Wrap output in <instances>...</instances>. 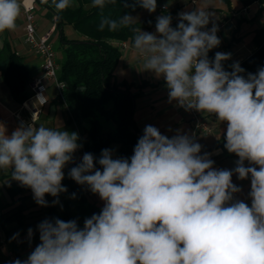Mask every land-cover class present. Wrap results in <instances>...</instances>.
I'll use <instances>...</instances> for the list:
<instances>
[{
	"label": "clouds",
	"instance_id": "1",
	"mask_svg": "<svg viewBox=\"0 0 264 264\" xmlns=\"http://www.w3.org/2000/svg\"><path fill=\"white\" fill-rule=\"evenodd\" d=\"M107 2L115 0H92L91 7L103 9ZM70 3L53 0L60 11ZM139 3L150 13L157 7V0ZM20 11L19 0H0V33L15 29ZM178 16L175 28L171 16L158 17L155 34L132 28L133 48L143 57V70L163 76L170 101L226 122L225 148L239 157L236 167L216 170L189 136L169 139L146 126L130 160L113 159L104 149L98 161L85 153L70 170L73 180L105 202L100 214L87 218L82 229L75 220H44L40 244L14 264H264V68L247 78L239 75L244 69L238 63L225 71L222 62L230 53L208 58L220 44L215 24L204 30L211 14L197 8ZM135 22L131 15L103 18L99 28L116 31ZM77 139L44 125L21 124L10 136L0 127V170L13 169L12 179L48 206L46 194L67 191L62 169L80 147ZM233 173L250 177L251 206L233 200L241 191ZM32 234L29 228V239Z\"/></svg>",
	"mask_w": 264,
	"mask_h": 264
},
{
	"label": "trees",
	"instance_id": "2",
	"mask_svg": "<svg viewBox=\"0 0 264 264\" xmlns=\"http://www.w3.org/2000/svg\"><path fill=\"white\" fill-rule=\"evenodd\" d=\"M170 1L172 0H157V7L167 5L166 3ZM223 1L230 4V0ZM238 1L245 8L254 4L264 6V0ZM36 2L55 16L56 32L60 35V43L64 51V60L60 64L58 77L66 84V90L64 98L57 97L56 101L66 113L67 127L78 135V145L81 141L84 142V154H92L96 161L100 158L102 150L109 149L113 145H118L120 158L130 160L144 132L134 119L138 95L135 90L142 91L145 85L137 86L128 81H117L116 70L123 56V50L118 44L125 42L133 45L135 33L132 28H140L141 31L152 29L156 26L157 18L149 17L134 23L130 28L121 27L116 31H110L107 26L100 30L99 25L103 18L118 21L124 15L145 9L140 6L139 0H115V3L107 2L103 9L91 7L92 0H71L70 6L63 11L56 9L53 0H36ZM66 26H72L80 37L67 38L64 34ZM253 42L256 46L255 50L238 63L244 69L239 75L245 78L249 73L256 74L259 69L264 68V24L254 31ZM227 47L229 48V45ZM4 53L6 61L3 81L12 97L18 103H24L32 95L30 90L32 74L23 57L14 51L11 45H6ZM232 65L227 63L223 68L231 72ZM202 113L207 118L215 115ZM225 144L226 133L221 136L215 148L221 149L224 157L228 159H239L235 153L228 152ZM79 163L71 164L67 168L61 182L67 189L62 193L77 201L79 215L73 216L71 211H62L59 206L52 205L49 202L50 195L46 194L48 206L44 220L60 219L65 222L75 220L81 228L83 222L96 213L97 209L88 204V198L82 190L84 185L78 184L69 176L70 170ZM95 167L102 171L98 162L95 163ZM8 193L12 202L8 206L9 210L0 215V232L5 234L6 242L12 244V253L9 254L18 259L20 252L17 241L26 234L25 224L31 220L28 216L30 209L28 201L31 195L29 187L22 185L9 188ZM13 224L16 227L9 229ZM0 264H2L1 260Z\"/></svg>",
	"mask_w": 264,
	"mask_h": 264
},
{
	"label": "crops",
	"instance_id": "3",
	"mask_svg": "<svg viewBox=\"0 0 264 264\" xmlns=\"http://www.w3.org/2000/svg\"><path fill=\"white\" fill-rule=\"evenodd\" d=\"M33 8L34 13L36 11V5L38 4L36 0H28ZM196 6H193L189 3V0H172L167 4V6L171 10H177L179 12H191L195 11L197 8L202 10H207L211 14L210 23L207 26H211L216 23H220L222 21H226L225 28L223 32L217 37L220 40V44L229 45V50L231 51L232 61L230 64L240 63L243 59L248 57L256 48L255 43H252L250 48H245L243 45L245 41L244 38V30L245 25H248L253 29V27H257L258 18L260 17V13L264 11V6L260 4V7L251 12L250 7L249 11L245 15H241L240 18H233V13H240L245 8L238 0H230V4H227L223 0H221L216 5H199L200 0H196ZM40 5V4H39ZM42 8V14L36 15L38 21V33L44 34L47 30H49L52 25L55 24V16L53 13L47 8L40 5ZM161 6L156 7L155 12H149L148 10H142L147 12L146 18H158L159 16V8ZM260 14V15H259ZM132 16V14H131ZM144 18V19H146ZM142 19V20H144ZM140 20V21H142ZM136 22H139L136 20ZM135 22V23H136ZM264 24V20L258 22L257 28L252 30L253 37L254 31L260 28ZM143 32L148 33H156V26L152 29H144ZM245 31L249 32V29H245ZM25 36V21L22 16V10L20 11V15L16 20V27L14 30H5L0 33V53L1 54V63H0V127L6 129V135H11L17 128L21 126V124L33 125L34 127H39L40 125H44L46 127L53 128L55 130L67 131L70 134L75 133L73 130L67 127L66 125V113L64 109L57 103V91L55 85L49 82H46L47 91L44 94L47 104L42 108L41 114L36 117L34 115V110L39 108L38 101L34 97L32 93L31 97L24 103H18L11 95L8 87L3 81V70L4 64L6 61V56H4V49L7 44L11 45L12 49L16 51L20 56L23 57L25 64L32 74V80L35 77H39L42 75V61L41 59L33 53L30 48L24 42ZM60 39V35L58 32H55L52 38V42L55 38ZM211 49L208 52V56L216 51L218 48L222 47L221 45ZM129 49L127 50V56L123 59L121 58L119 66L116 70V79L117 81H128L130 83H134L137 86L144 84L145 87L142 91L135 90L137 93L134 119L137 125L144 131L146 126L156 127L160 133L169 139L176 135H187L191 137L192 128L186 114V110L184 107H181L176 100H169V89L167 87L166 81L163 76L157 78L156 75L152 71L143 70V57L140 56L136 50L133 48V45L129 44ZM3 51V52H2ZM6 55V54H5ZM234 57H237L235 60ZM237 61V62H236ZM123 62V63H122ZM120 64L123 65L124 72L131 73L130 78H125L123 80H119L117 77V71L120 67ZM111 125V124H110ZM109 125V126H110ZM108 126V128H109ZM221 134L217 136L218 140L221 138ZM111 147L109 148V150ZM113 159L120 158L119 156V147L116 149H112ZM207 154L208 158L212 160L213 168L216 170H228L227 168L223 169L224 163L226 161V157H224L221 149L212 148L207 149L206 147L200 152V155L203 156ZM82 155L78 153V149L73 153V160L65 165L62 169L64 175L66 173L67 168L74 163L81 162ZM236 162L238 159H235ZM11 169V168H10ZM7 169V170H10ZM3 171V170H0ZM5 171V170H4ZM249 183L244 185L245 195L241 198L238 197V193L234 194L233 200H240L247 203L251 206V199L249 197V192L251 190V182L250 178H247ZM239 181V180H238ZM236 179V174L232 175V183L234 185L239 184ZM20 186V185H19ZM18 186H8L9 188H14ZM83 192L86 194L90 206H94L97 209L95 214H100V202L98 200V195L94 194L87 185L82 187ZM30 193V188H29ZM31 195V194H30ZM10 196V195H9ZM54 200H58L59 203L53 204ZM50 203L52 205H57L61 208L62 211L68 210L71 211L73 216L79 215V205L77 201L74 199H70L68 196L60 193L58 197H53L50 195ZM8 203L7 205H9ZM32 205V204H31ZM31 226L29 228L32 229L33 234L31 239L28 236V229L26 230V234L22 236L18 241L17 245L19 246L20 256L19 260L25 261L28 256L34 251L35 247L40 244V233L35 230V227L38 224L37 217L30 216ZM34 218V219H33ZM45 217L41 218L43 222ZM39 225V224H38ZM16 227L15 224L11 225L9 229H14ZM39 231V229H38ZM5 234L0 232V243H2V248L5 249V259L6 255L11 252L12 244L6 242Z\"/></svg>",
	"mask_w": 264,
	"mask_h": 264
},
{
	"label": "built area",
	"instance_id": "4",
	"mask_svg": "<svg viewBox=\"0 0 264 264\" xmlns=\"http://www.w3.org/2000/svg\"><path fill=\"white\" fill-rule=\"evenodd\" d=\"M21 4L22 16L25 21V36L24 42L30 48V50L35 53L42 61L41 69L42 75L39 77H35L30 83V90L34 94V97L38 101L39 108L34 110V115L38 117L42 108L47 104V100L44 94L47 91L46 82L52 83L56 87L57 97L64 98V92L66 90V84L59 80L58 74L60 70V63L57 62V53L54 48L52 38L56 32V25H52V27L47 30L44 34L38 33V21L34 13V8L32 4L28 0H19ZM189 3L193 6H196V0H189ZM249 11L248 8H244L240 13H233V18H240L241 15L247 14ZM160 12L165 15L171 16V26L177 27L179 23L178 14L181 13L179 11L171 10L167 5H163L160 8ZM218 27V31L216 35H220L226 25V21H222L220 23L215 24ZM213 25L206 26L204 30L211 29ZM122 50H128L130 47L128 43L122 42L118 44ZM217 52L220 53H230L231 51L227 46H222L218 48L216 51L211 53L208 58L209 60H214L215 54ZM232 61V55L230 59L223 61L222 66L224 64L230 63ZM186 110V109H185ZM186 114L188 116L191 128H192V141L194 143H199L198 138L199 135H211L213 132V128L209 125L207 117L201 111H197L196 109L186 110ZM200 144V143H199ZM81 155H84V142L80 143ZM203 147L201 146V152L203 151ZM96 168V167H95ZM15 257L12 254H8L6 261L8 264H14Z\"/></svg>",
	"mask_w": 264,
	"mask_h": 264
},
{
	"label": "rangeland",
	"instance_id": "5",
	"mask_svg": "<svg viewBox=\"0 0 264 264\" xmlns=\"http://www.w3.org/2000/svg\"><path fill=\"white\" fill-rule=\"evenodd\" d=\"M220 1L221 0H200L199 5H203L206 7L207 4L208 5H214V4L216 5ZM259 7H260V4H254L250 7V10H251V12H254ZM42 12L43 11H42L41 6L39 4H37L35 14L41 15ZM158 14H159L158 15L159 17L165 15L164 13H161V12H159ZM260 14H259L260 17L258 18L257 22H255V24H257V27H259L258 22L261 20H264V11ZM132 16L135 17L137 21H140V20L146 18L147 12L146 11H139V12L132 14ZM257 27H253V29H251V30H250V28H252V27H250L248 25H245L243 27L245 29H249V32L245 31V29H243L244 34L246 33L244 35V38H243V41H245L243 43V45L246 46L245 48H250L251 43H252V38H253L252 30H254ZM64 34L69 39H75V38L80 37L79 34L74 30V28L72 26H66L64 28ZM53 45H54V48H55L56 53H57V62L61 64L62 61L64 60V51H63V47L60 43V39L58 37L53 40ZM220 45L222 46V43ZM223 46H226V45H223ZM127 53H128L127 50H123L122 59L127 56ZM4 56H6V55L4 54ZM234 58H235V60H237L236 59L237 57H234ZM124 71H126V70H124L123 65L120 64V67L117 71V77L119 80H123L125 78L131 77V75H129L131 73L124 72ZM207 120H208L209 125L213 128V132L211 133V135H205V134L199 135L198 142L200 143V145L203 148L206 147L207 149H212L219 144V140H218L217 136L219 134L223 135L224 133H226L227 124H226V122H220L215 115L207 118ZM190 139H192V132H191ZM117 147H118V145H113L110 150L112 151V149H116ZM78 153H80V155H81V150L79 147H78ZM244 163H245L246 167L249 166L248 161H245ZM235 167H236V160L235 159H226L223 169L227 168L228 170H233ZM12 171H13V169L0 171V215L2 213L6 212L7 210H9V207H8L9 205H7V204L12 202V199L8 193V189H7L8 186H10V185L11 186L21 185L19 182L12 179V176H11ZM236 179H237V181L239 180L238 182H240L239 184H236V186L241 189V191L238 192V197H240V196L242 197L243 195H245L244 185L245 184L247 185L249 183V180H247V179L241 180L238 178L237 174H236ZM30 194H31V197H30V200L28 201V204L30 205L28 216L29 217L30 216L37 217L36 220H37L38 224H40L42 222L41 218L46 217L47 206H41L35 202L34 194L31 190V188H30ZM45 200L47 201L46 197H45ZM98 200L100 202L99 206L102 210L105 202L99 197V195H98ZM49 202H50V200H49ZM29 224H32L30 220H28L27 223L25 224V228H24L25 231L30 227ZM38 224H36L37 226L35 227V230L37 232H39L38 231ZM83 227H84V225L81 226V228H83ZM24 230H22V231H24ZM2 245L3 244H1L0 246H2ZM5 252H6L5 249L1 247L0 248V260H1L2 264H8L6 259H5V254H6Z\"/></svg>",
	"mask_w": 264,
	"mask_h": 264
}]
</instances>
